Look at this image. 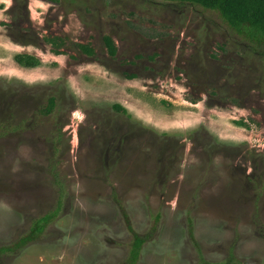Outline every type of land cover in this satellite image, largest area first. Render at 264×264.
<instances>
[{
  "label": "rangeland",
  "instance_id": "obj_1",
  "mask_svg": "<svg viewBox=\"0 0 264 264\" xmlns=\"http://www.w3.org/2000/svg\"><path fill=\"white\" fill-rule=\"evenodd\" d=\"M17 53L40 64L22 67ZM52 95L58 109L42 115ZM7 122L17 128L0 134V247L13 249L0 264H127L135 234V264H264V42L218 12L0 0Z\"/></svg>",
  "mask_w": 264,
  "mask_h": 264
},
{
  "label": "trees",
  "instance_id": "obj_2",
  "mask_svg": "<svg viewBox=\"0 0 264 264\" xmlns=\"http://www.w3.org/2000/svg\"><path fill=\"white\" fill-rule=\"evenodd\" d=\"M44 1H57V0H44ZM171 2H180V3H190L201 6L208 10H213L218 12L222 18L234 29L239 31H246L249 35L253 37L262 39L264 42V0H166ZM45 42L48 44L54 45L56 49L67 47L68 42L60 37H45ZM104 43L108 53L111 56L116 54V45L113 39L110 36L104 37ZM75 49H78L84 52L87 55H94V50L86 44L74 43ZM59 50H56L55 53L59 54ZM14 61L22 67L32 68L40 64L38 58L31 54L17 53L14 55ZM58 109V99L56 96H49L47 98L46 104L40 108V113L45 116L52 115ZM112 109L115 112L130 116L127 113L126 108L122 105L115 103L112 105ZM235 124L238 126H245L243 120H236ZM16 129L17 127L12 126L11 123L7 122L0 126V134L9 132ZM59 207L51 212L46 213L45 215L34 220L31 226V230L27 236H24L19 243H16L15 246H20L33 240L38 235L43 233L45 227L57 216ZM156 218H159L157 215ZM145 240L138 236L134 235V240L131 245V249L127 258V264H135L141 254V249ZM12 246H2L0 247V255L6 253L7 251L12 250Z\"/></svg>",
  "mask_w": 264,
  "mask_h": 264
}]
</instances>
